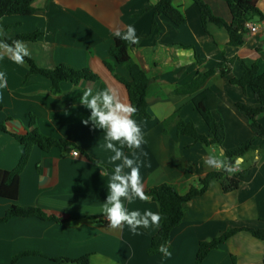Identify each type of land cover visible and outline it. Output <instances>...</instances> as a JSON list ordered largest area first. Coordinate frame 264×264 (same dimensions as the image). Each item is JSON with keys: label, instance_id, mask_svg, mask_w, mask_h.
<instances>
[{"label": "crops", "instance_id": "obj_1", "mask_svg": "<svg viewBox=\"0 0 264 264\" xmlns=\"http://www.w3.org/2000/svg\"><path fill=\"white\" fill-rule=\"evenodd\" d=\"M152 0H35L32 15L0 17V27L14 36L42 30L36 41H24L30 56L40 67L55 68L66 64L78 69L90 68L100 77L80 84L62 83V92L54 93L50 78L30 73L25 60L16 64L7 56L0 59V72L6 73L7 87L0 88V122H7L12 132L24 133L35 118L46 135L66 139L75 147H53L45 151L32 149L20 177L21 206L39 207L57 219L17 216L0 221V264H61L58 259L87 258V264H197L201 242L211 241L235 228L264 229V150L257 148L242 160L243 171L238 188L226 192L222 182L213 179L206 192L186 203L184 218L171 237L170 257L162 252L150 254L149 247L160 227L139 228L133 233L127 224L111 230L100 214L107 197V184L113 174L114 153L104 147L105 131L87 125L90 110L79 103L83 92L93 93L103 85L117 90L122 100L131 104L126 85L119 76L130 78L128 69L117 64L112 71L106 61L115 62L110 50L115 31L129 24L136 29L142 43L131 50V56L150 77L148 88L151 118L133 120L141 127L144 140L139 149L122 147L124 154L140 164L144 190L163 183L174 186L181 194L199 188L214 169L205 164L210 154L235 148L250 139L254 132L237 102L260 105L250 89L230 83L229 78L215 75L206 87L218 94L214 116L226 125L223 146L205 145L191 136L180 135L175 122L165 121L179 111V116L192 121L203 134L210 129L192 103L190 94L176 89L191 81L198 70L206 72L224 57L235 58L232 74H242L241 61L258 64L264 73V19L251 21L259 25L256 33L248 28L241 46L231 45L225 27L209 23L206 30L194 0H173L186 16L177 25L166 15L144 12ZM214 13L232 21L229 0H206ZM237 1V0H231ZM264 14V0H245ZM154 19L157 28L153 29ZM264 124V113L259 116ZM264 138H258L260 145ZM78 150V156L73 154ZM22 145L10 133L0 131V168L15 169L22 155ZM226 157V156H225ZM150 165V166H149ZM129 172V169H125ZM123 199V198H122ZM13 201L0 197V216ZM129 212L145 209L161 213L160 204L137 199L125 202ZM162 214V213H161ZM22 255L14 262L16 255ZM82 264V263H76ZM201 264H264V239L243 230L234 234L219 248L212 250Z\"/></svg>", "mask_w": 264, "mask_h": 264}, {"label": "trees", "instance_id": "obj_2", "mask_svg": "<svg viewBox=\"0 0 264 264\" xmlns=\"http://www.w3.org/2000/svg\"><path fill=\"white\" fill-rule=\"evenodd\" d=\"M194 1L200 9L204 28L207 30L209 23L216 24L219 27H225L230 34L229 43L234 46H241L245 43L246 35L248 34L247 22H251L256 18L264 19V14L261 9L245 0H229L228 4L233 16L230 22L224 17L216 15L206 0ZM34 2L35 0H0V17L6 15H32L36 11L33 5ZM151 10H153L155 16L166 15L177 25H183L186 22L185 14L179 7L174 5L173 0H159L155 5L148 4L143 11L146 12ZM157 26V20L154 19L153 29L157 28ZM0 29L3 30L4 38L9 44L17 39L22 41H36L43 35L42 30H36L31 33H21L10 36L6 34L8 27H0ZM143 39V37H139L138 43L130 45L115 36L114 44L110 50L111 56L114 58L115 62L106 61L107 66L112 71H115L117 64H121L124 65L130 73V78L119 76V79L128 89L131 104L138 109L132 116V119L138 116L145 118L152 117L148 102L150 77L145 69L135 62L131 56V50L138 47ZM25 60L30 66V73L42 74L52 80V90L54 93H61L62 83L66 81L80 84L84 80L97 81L100 79L99 75L90 68L78 69L66 64H61L51 69L40 67L31 57H25ZM235 61V58L224 57L217 65L208 71L202 72L198 70L191 81L175 90L178 94L193 95L192 103L209 126V134L201 133L192 121H187L185 118L180 117L179 111L175 112L174 115L165 121L166 125L175 122L180 135L191 136L196 142L208 146H223L226 138V125L223 120H218L214 116V110L218 106V94L211 87H206L207 81L215 75H220L221 77L229 78L230 83L233 85H238L245 90H252L260 103L259 106L254 107L241 101L237 102L236 105L238 110L248 118L254 135L239 146L225 150L226 158L233 163L234 166L237 164V158H245L257 148L264 150V139L260 145L256 144L258 138H264V124L259 120V116L264 113V73L260 72L258 64L254 63L250 65L246 61H241L242 74L240 76H235L232 74V65ZM105 88H107V86L103 85L102 90ZM2 109L3 105L0 103V111ZM0 131L10 133L21 143L23 148L20 161L15 169L9 170L0 168V197L13 201L5 215L0 216V221H7L17 216H36L42 219L56 220V217L47 214L39 207L21 206L16 203L19 196L21 173L26 167L32 149L35 146H40L45 151H49L56 146L75 147L76 144L66 139H57L44 134L38 128L34 117H32L30 121V129L24 133L12 132L7 122H0ZM243 176V171H236L233 174H228L222 170H214L202 180L201 187L192 188L187 194H181L174 186L167 183L156 185L146 190V194L160 204L163 216L159 231L154 236L149 247V253H160V251H158V246L161 244H167L169 247L174 229L181 224L184 218L186 203L194 197L206 192L213 179L220 180L224 190L228 192L239 187ZM243 230L250 231L255 237L264 239V229L235 228L227 230L211 241L201 242L197 256V264H201L212 250L219 248L230 237ZM27 253L34 252H23L16 255L13 263ZM58 261L61 264L88 263L87 258L77 260L60 258Z\"/></svg>", "mask_w": 264, "mask_h": 264}, {"label": "clouds", "instance_id": "obj_3", "mask_svg": "<svg viewBox=\"0 0 264 264\" xmlns=\"http://www.w3.org/2000/svg\"><path fill=\"white\" fill-rule=\"evenodd\" d=\"M156 3L157 0H152ZM114 35L128 44L138 43L139 37L136 29L129 24L124 30L117 29ZM7 56L16 64H23L25 57L30 56L27 44L22 40H13L11 44L4 38V32L0 29V59ZM7 87L6 73L0 72V88ZM79 103L90 110V116L83 123L87 125L91 121L93 127L105 131L106 149L114 155L111 161H121L115 164L113 174L107 184L108 194L102 205L101 215L107 221V227L111 230H120L127 224L133 233L139 228L160 227L163 216L159 212L145 209L129 212L125 202L133 203L137 199L149 201L150 197L144 190V184L140 175V164L136 159L124 154L122 147L139 149L144 140V133L132 116L138 111L137 107L122 100L116 89L107 87L93 93L91 88L86 89L80 96ZM114 141H122V147L118 148ZM242 160V158H237ZM205 164L216 171H225L233 174L237 168L225 156L223 151L218 154H210L205 158ZM150 166V165H149ZM129 172H125V169ZM123 198V199H122ZM158 251L166 257L171 256L167 244L158 246Z\"/></svg>", "mask_w": 264, "mask_h": 264}, {"label": "built area", "instance_id": "obj_4", "mask_svg": "<svg viewBox=\"0 0 264 264\" xmlns=\"http://www.w3.org/2000/svg\"><path fill=\"white\" fill-rule=\"evenodd\" d=\"M247 27L250 29L251 32L256 33L259 29V25L258 24H254L252 22H247L246 23ZM73 154L78 156L80 154V152L78 150H74ZM235 167L237 168V170L239 169V163L237 162V164L235 165Z\"/></svg>", "mask_w": 264, "mask_h": 264}]
</instances>
